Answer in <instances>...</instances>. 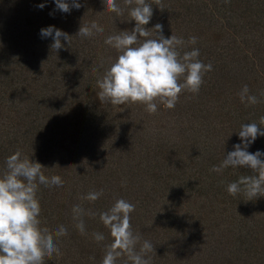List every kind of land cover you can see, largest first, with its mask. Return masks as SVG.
<instances>
[{"label":"trees","instance_id":"1","mask_svg":"<svg viewBox=\"0 0 264 264\" xmlns=\"http://www.w3.org/2000/svg\"><path fill=\"white\" fill-rule=\"evenodd\" d=\"M78 2L64 13L54 0H0V174L20 150L64 182L37 193L41 227L68 231L57 238L62 255L44 264H102L113 238L99 213L120 198L135 205L131 225L154 245L152 264H264V197L227 191L254 173L210 171L242 145L241 125L264 116V102L248 105L238 95L247 85L264 101V0H162L163 10L147 0L153 16L146 28L161 24L166 38L197 37L184 50L198 48L199 59L213 65L198 93L183 92L173 109L157 102L155 114L140 103L99 100L97 81L119 56L105 39L136 22L127 10L109 12L106 0ZM92 21L104 32L79 37ZM50 26L73 37L70 45L62 39L64 47L52 49L53 39L41 36ZM248 151L264 152V136ZM100 190L97 201L82 199ZM75 205L97 213L83 217V235ZM95 232L105 240L98 243Z\"/></svg>","mask_w":264,"mask_h":264},{"label":"clouds","instance_id":"2","mask_svg":"<svg viewBox=\"0 0 264 264\" xmlns=\"http://www.w3.org/2000/svg\"><path fill=\"white\" fill-rule=\"evenodd\" d=\"M54 2L57 9L64 13L82 6L78 0H71V3L68 0ZM106 5L107 10L117 16H123L127 10L136 27L132 31H119L105 39V44L116 49L119 56L105 70L102 79L97 81L100 89L98 98L102 103H140L146 105L145 110L149 114H155L158 111L157 102L167 109H173L183 92H199L205 74L213 70V65L199 59L198 48L184 50L188 45H195L197 37L185 41L173 34L166 38L161 24H156L152 29L146 28L153 16V5L147 0H124L125 7H121L118 0H106ZM155 5L161 10L164 8L162 0H155ZM44 6L40 5L41 8ZM103 32V27L92 21L82 24L77 35L90 38ZM41 36L51 37V48L56 51L64 47L62 39L70 45L73 38L54 26L41 29ZM238 95L241 102L248 105L264 102L250 94L247 85ZM262 125L264 116L260 117L259 123L241 125L238 135L242 145L236 144L220 165L210 169L216 173H222L229 167L252 170L253 175H241L238 181L228 184L227 191L233 196L243 193L249 200L264 197V152L248 151L258 136H264ZM5 163L6 170L0 174V264H44L45 257L62 255L57 238L66 236L68 231L63 225L58 227L55 234L41 227V205L37 193L40 185L62 187L64 182L58 175L47 177L44 174L46 168L23 155L20 150L9 156ZM101 196L103 190L91 191L82 199L95 202ZM134 211V204L120 198L107 211L99 213L100 221L110 230L113 238L110 244L105 245L102 264H117L122 257L127 258L125 264H152L149 254L155 251V247L144 240L140 233L134 232L131 225V213ZM72 212L76 228L82 235L86 234L83 217L97 213L86 211L80 205L73 206ZM93 237L98 243L105 240L100 232L93 233Z\"/></svg>","mask_w":264,"mask_h":264}]
</instances>
